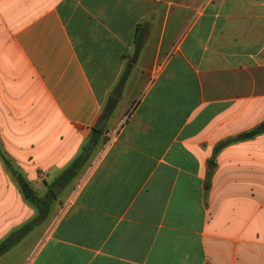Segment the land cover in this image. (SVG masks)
<instances>
[{"label": "crops", "instance_id": "1", "mask_svg": "<svg viewBox=\"0 0 264 264\" xmlns=\"http://www.w3.org/2000/svg\"><path fill=\"white\" fill-rule=\"evenodd\" d=\"M0 247L264 264V0H0Z\"/></svg>", "mask_w": 264, "mask_h": 264}, {"label": "rangeland", "instance_id": "2", "mask_svg": "<svg viewBox=\"0 0 264 264\" xmlns=\"http://www.w3.org/2000/svg\"><path fill=\"white\" fill-rule=\"evenodd\" d=\"M42 182H38V184L35 183H31L30 185H28V190L33 193L36 192V196L35 197H31V199H28V204L30 205L31 209H33V211L35 212V216L34 218L32 217L31 223H29V225H50V216L48 215V210L50 205H54V200H52L51 202H46L45 200L42 201L41 198H39V196L41 194H57L59 193V198L60 199H66V197L69 194V186H65V188H63L62 190L60 189L61 186L60 185H54L52 187L49 188H45V190H42ZM61 190V191H60ZM24 195V192H23ZM51 196V195H50ZM65 202H57V206H64ZM47 207V208H46ZM19 208L16 207V213L19 212V215L21 214V210H18ZM44 212L43 215H41V213Z\"/></svg>", "mask_w": 264, "mask_h": 264}, {"label": "water", "instance_id": "3", "mask_svg": "<svg viewBox=\"0 0 264 264\" xmlns=\"http://www.w3.org/2000/svg\"><path fill=\"white\" fill-rule=\"evenodd\" d=\"M108 117H109V113L107 112L105 117L96 126L97 130L101 131L103 129V127L106 124V121H107ZM23 191H24V195L26 196V198H30L32 196V193L27 188H24Z\"/></svg>", "mask_w": 264, "mask_h": 264}, {"label": "trees", "instance_id": "4", "mask_svg": "<svg viewBox=\"0 0 264 264\" xmlns=\"http://www.w3.org/2000/svg\"><path fill=\"white\" fill-rule=\"evenodd\" d=\"M111 101H112V100H111ZM112 110H113V104L110 103V104H107V105H106V107H105V111H104V112H105V113H106L107 111H110V112H111ZM105 113H104V114L102 113V116H101L100 119L103 118V116L105 115ZM93 133L97 135V134H100L101 131L96 130V129L94 128V129H93ZM0 249H1V247H0Z\"/></svg>", "mask_w": 264, "mask_h": 264}]
</instances>
